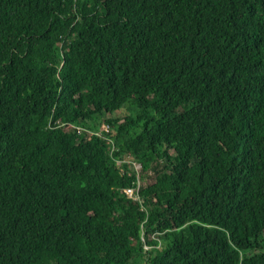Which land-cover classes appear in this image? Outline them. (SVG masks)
Returning a JSON list of instances; mask_svg holds the SVG:
<instances>
[{
    "label": "trees",
    "instance_id": "1",
    "mask_svg": "<svg viewBox=\"0 0 264 264\" xmlns=\"http://www.w3.org/2000/svg\"><path fill=\"white\" fill-rule=\"evenodd\" d=\"M0 264H264V0H0Z\"/></svg>",
    "mask_w": 264,
    "mask_h": 264
},
{
    "label": "built area",
    "instance_id": "2",
    "mask_svg": "<svg viewBox=\"0 0 264 264\" xmlns=\"http://www.w3.org/2000/svg\"><path fill=\"white\" fill-rule=\"evenodd\" d=\"M78 131H79V133H82V132H85V130H83L82 128H78ZM109 132V127L108 126H102V129H101V132L100 133H90V135H92V134H97V135H99V136H101L102 135V132ZM127 194L130 196V197H132V198H135V199H138V197L136 196V190L135 189H129V190H127Z\"/></svg>",
    "mask_w": 264,
    "mask_h": 264
},
{
    "label": "rangeland",
    "instance_id": "3",
    "mask_svg": "<svg viewBox=\"0 0 264 264\" xmlns=\"http://www.w3.org/2000/svg\"><path fill=\"white\" fill-rule=\"evenodd\" d=\"M102 128V127H101Z\"/></svg>",
    "mask_w": 264,
    "mask_h": 264
}]
</instances>
